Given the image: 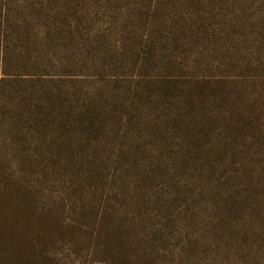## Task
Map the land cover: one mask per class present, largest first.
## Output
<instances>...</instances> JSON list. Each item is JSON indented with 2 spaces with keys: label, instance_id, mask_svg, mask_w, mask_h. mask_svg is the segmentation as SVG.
Instances as JSON below:
<instances>
[{
  "label": "rangeland",
  "instance_id": "rangeland-1",
  "mask_svg": "<svg viewBox=\"0 0 264 264\" xmlns=\"http://www.w3.org/2000/svg\"><path fill=\"white\" fill-rule=\"evenodd\" d=\"M0 162L62 264H264V0H0Z\"/></svg>",
  "mask_w": 264,
  "mask_h": 264
},
{
  "label": "trees",
  "instance_id": "trees-1",
  "mask_svg": "<svg viewBox=\"0 0 264 264\" xmlns=\"http://www.w3.org/2000/svg\"><path fill=\"white\" fill-rule=\"evenodd\" d=\"M37 188L0 162V264H62L51 249L61 225Z\"/></svg>",
  "mask_w": 264,
  "mask_h": 264
}]
</instances>
